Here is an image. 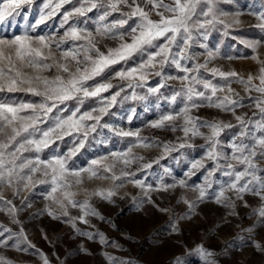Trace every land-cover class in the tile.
Here are the masks:
<instances>
[{
  "label": "snow or ice",
  "instance_id": "1",
  "mask_svg": "<svg viewBox=\"0 0 264 264\" xmlns=\"http://www.w3.org/2000/svg\"><path fill=\"white\" fill-rule=\"evenodd\" d=\"M221 2L79 0V6L73 4L65 10L58 27L45 34L37 32V27L55 16L64 5L72 4V0H45L38 18L26 31L7 36L0 28V93L23 92L39 98L33 102L14 103L0 97V212H6L19 225L20 210L13 199L5 197L3 189H11L12 196L22 201L23 208H29L31 204L23 193L43 185L44 198L49 201L44 208L48 216L52 219L63 217L78 234L89 240L99 235L100 242L104 243L102 233L83 232L78 224H89L88 217L103 220L91 199L99 197L111 202L117 195V189L130 183L142 190L144 199L141 203H151L156 207L152 192L191 187L197 195L195 200L181 196L180 201L189 209V215L182 219L190 218L197 205L205 199L234 209L235 200L244 202L247 207L244 196H256L261 205L254 214L264 221V168L257 163L264 160V58L259 52L261 41H241L252 50V55L245 58L258 65L255 74L250 73L245 78L235 70L210 67L219 56V48L210 47L207 43L211 32L218 25L228 29L240 23L238 18L225 20L228 14L219 7ZM32 3L33 0H0V25L8 21L10 27V18L14 19L25 5ZM94 10H98L99 15L94 22L95 27L89 29L87 20L77 18L87 17ZM110 16H114L111 21L108 20ZM257 20V26L264 30V13L259 14ZM106 41H116V44L109 46ZM197 47L203 51L196 52L194 49ZM201 56L204 57L203 62H200ZM133 57H136V62L127 66ZM115 65L120 67L114 69ZM165 68L174 69L180 75L174 76ZM106 71L110 75L96 79ZM204 73H208L210 78H206ZM150 77L159 79L150 85ZM113 80L119 83H113ZM173 80L178 81L179 87L169 91V81ZM233 83L244 87L247 99L251 101L249 107L254 109L251 116L237 113V109L245 107L246 97L232 87ZM138 88L145 89L146 94L156 97L157 101L164 99L165 103L173 106L172 111L162 113L147 126L173 133L179 131L181 135L174 141H149L141 136L139 129L125 130L102 123L118 103V98L144 99L137 94ZM162 89L168 92L167 96ZM104 93L110 95L105 96ZM122 93L126 94L122 96ZM92 98H95V104L84 108L85 101ZM204 107L230 113L236 123L193 115L194 111ZM131 118L128 117L129 120ZM233 128L238 131L233 134L227 145L228 151H225L221 136ZM105 129L119 137L136 139L130 142L126 151H112L92 159L87 167H75L71 162L85 147L89 136L94 133L100 135ZM65 137H71L73 146L57 154L51 146L64 141ZM196 139L204 141V155L190 162L184 179L170 184L161 182L154 187L137 178L135 171H129L135 161L144 159L134 155L133 148H162L159 157L139 165L138 171L144 172L153 164H159L169 153L195 147ZM46 149H50L47 154ZM201 170L205 173L204 182L190 186L188 179ZM217 173L227 179L220 181ZM94 180H108L112 184L107 188L86 187ZM213 184L217 187L210 192ZM81 192L84 198L77 199ZM71 209H77L79 215H72ZM172 231H178L175 224ZM13 235L11 229L0 225V247L6 246ZM18 235L29 247H34L27 241L22 227ZM255 247L261 248L259 244ZM196 252L205 257L210 255L202 245L197 246ZM43 259L44 264H49L47 257ZM0 264L10 262L0 257Z\"/></svg>",
  "mask_w": 264,
  "mask_h": 264
},
{
  "label": "rangeland",
  "instance_id": "2",
  "mask_svg": "<svg viewBox=\"0 0 264 264\" xmlns=\"http://www.w3.org/2000/svg\"><path fill=\"white\" fill-rule=\"evenodd\" d=\"M45 0H33V3L25 5L19 15L11 20L9 27L8 21L0 28L4 29L7 36L22 33L28 26L38 18ZM73 4L79 6V0H72V4L64 7L51 19L37 27V32L45 34L53 32L59 25L63 12L70 9ZM219 7L228 15L226 21L238 18L240 23L234 27L225 29L217 26L207 40L210 47L219 48V56L212 61L210 67H219L224 71L235 70L245 78L251 73L255 74L258 65L250 58L252 50L241 43L246 41H261L259 52L264 58V30L257 25V16L264 13V0H222ZM47 12L48 9H43ZM99 15L98 10L87 14V17H78L80 20H87V27L93 29L95 20ZM118 15V14H114ZM114 16L108 18L111 21ZM155 18V17H154ZM61 32L63 29L60 30ZM109 46H115L116 41H106ZM67 47V45H65ZM196 52H202L198 47ZM232 57L233 59H228ZM204 57H200L203 62ZM136 62V57L129 60L127 66H132ZM120 65L113 66L118 69ZM166 72L172 75H180L176 70L165 68ZM110 75L106 71L97 80L104 79ZM206 78H210L208 73H204ZM157 77H150L149 84L154 85ZM91 83V82H89ZM113 83H119L113 80ZM172 88H178L176 80L169 81ZM232 87L246 97L245 107L237 109L238 114L248 113L251 116L252 109L249 107L251 101L247 99V94L242 85L233 83ZM112 91H115L113 89ZM129 92L131 90H128ZM165 96L168 92L161 90ZM139 96L144 99H125L120 100L105 116L102 123L125 130H140L142 137H147L149 141L158 140L165 142L175 140L181 133H173L167 130L152 129L148 123L157 119L162 113L172 111L173 106L165 103L164 99L157 101L151 94H146L145 89H136ZM126 93H122V96ZM108 96L110 93H104ZM253 95H258L253 93ZM0 97L9 102H33L39 98L23 92L0 93ZM179 103V101H178ZM95 104V98L88 99L84 103V108ZM83 110V109H82ZM133 110L135 114L133 115ZM67 113H64L66 115ZM193 115L204 119H221L225 122L236 123L230 113L222 112L214 108H201L193 112ZM131 116V120L128 117ZM99 131V129H98ZM206 131V129H202ZM238 129H228L222 136L221 141L224 150L228 151L227 145L230 143L233 134ZM134 137H119L108 133L105 129L100 135L92 134L89 136L85 147L73 158L72 164L75 167H87L88 162L109 152L126 151L130 142H134ZM71 137H65L64 141H57L52 148L56 149L57 154L66 152L73 145ZM195 147L182 149L180 152L169 153L159 164H153L151 169L144 172L138 171L139 165L150 162L159 157L162 148L152 147L148 149L133 148V154L142 156L143 160L135 161L129 171H135L137 178L144 179L147 184L154 187L159 183H173L179 179H184L189 169L190 162L200 159L204 155V141L196 139ZM50 149L45 150V154ZM111 162V160H109ZM208 163V162H206ZM257 163L264 168V160ZM209 166L210 163H209ZM119 167V165H118ZM237 167H241L237 165ZM205 173L203 170L188 179L190 186L202 184ZM220 181L227 178L217 173ZM111 181L94 180L86 185L89 189L97 186L110 187ZM216 184L209 191L216 189ZM45 186H38L34 191L24 192L23 196L31 204L29 208H23L22 201L16 200L12 196L9 188H4L5 197L13 199L18 212L20 224L13 222L6 212H0V225H3L13 232L12 239L4 247H0V257H3L10 264H44V257H47L49 264H264V221L254 211L260 207L261 201L258 197L246 194L244 202L235 200V208L225 207L216 204L212 199H205L200 202L190 218H181L189 215L187 205L180 201L181 196L189 200H195L196 193L191 187L169 190L168 192H152L151 203H141L144 199L141 189L133 184L126 183L117 189V195L112 201H105L99 197L91 199L92 205L98 210L101 220L98 217H88L89 224H78L83 232L102 233L105 242L101 243L99 235L89 240L86 236L78 234L65 219H52L44 212V208L49 204L45 197ZM231 195V194H230ZM81 192L77 199H83ZM52 207H56L52 205ZM159 209H168L162 212ZM56 211L59 213V209ZM72 215H79L77 209H71ZM234 213V214H231ZM173 224L178 231L173 232ZM27 237V241L34 247H29L22 237L18 235L19 229ZM251 229V231H249ZM7 236V233H5ZM259 244L260 249L255 245ZM202 245L209 253L207 257L196 252L197 246ZM26 249V250H25Z\"/></svg>",
  "mask_w": 264,
  "mask_h": 264
}]
</instances>
